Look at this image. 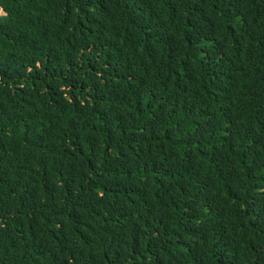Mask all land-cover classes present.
<instances>
[{
	"label": "trees",
	"instance_id": "obj_1",
	"mask_svg": "<svg viewBox=\"0 0 264 264\" xmlns=\"http://www.w3.org/2000/svg\"><path fill=\"white\" fill-rule=\"evenodd\" d=\"M0 9V264H264V0Z\"/></svg>",
	"mask_w": 264,
	"mask_h": 264
},
{
	"label": "rangeland",
	"instance_id": "obj_2",
	"mask_svg": "<svg viewBox=\"0 0 264 264\" xmlns=\"http://www.w3.org/2000/svg\"><path fill=\"white\" fill-rule=\"evenodd\" d=\"M3 13V11L0 9V14H2Z\"/></svg>",
	"mask_w": 264,
	"mask_h": 264
}]
</instances>
